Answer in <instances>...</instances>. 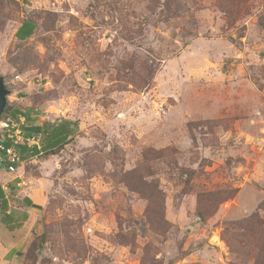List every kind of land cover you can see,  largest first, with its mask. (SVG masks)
<instances>
[{
	"label": "rangeland",
	"instance_id": "374dc122",
	"mask_svg": "<svg viewBox=\"0 0 264 264\" xmlns=\"http://www.w3.org/2000/svg\"><path fill=\"white\" fill-rule=\"evenodd\" d=\"M0 76L78 123L0 162V264H264V0H0Z\"/></svg>",
	"mask_w": 264,
	"mask_h": 264
},
{
	"label": "trees",
	"instance_id": "16d2710c",
	"mask_svg": "<svg viewBox=\"0 0 264 264\" xmlns=\"http://www.w3.org/2000/svg\"><path fill=\"white\" fill-rule=\"evenodd\" d=\"M34 24L31 22L27 26L26 35L21 36L16 33V38L19 40H24L29 37L34 32ZM7 107L5 108L3 118L8 120H18L19 117H24V122L22 125L23 131L25 134H31L35 136H40L38 145H30L29 143H21L17 145V150L20 154V161L25 160L27 158H31L37 156L41 153H45L48 151H53L56 148L61 147L66 143V141L73 137L78 130V123L69 119H59L52 122L44 121L40 125L34 123V120L31 118V114L33 111L27 110L24 112L19 111L16 108L10 109L9 114L7 115ZM20 163V162H19ZM17 164V166L19 165ZM11 189V187H9ZM23 201L27 207L31 205V200L27 197L23 198ZM8 197L6 192L3 190L0 185V205L6 210L7 208ZM27 218V214L24 215ZM199 218H203L202 215L199 214ZM3 223L6 225L8 230H13L14 228L20 226L19 223L14 222L8 215H3L2 217Z\"/></svg>",
	"mask_w": 264,
	"mask_h": 264
},
{
	"label": "built area",
	"instance_id": "2783aa9c",
	"mask_svg": "<svg viewBox=\"0 0 264 264\" xmlns=\"http://www.w3.org/2000/svg\"><path fill=\"white\" fill-rule=\"evenodd\" d=\"M23 122V116L18 120H8L2 116L0 120V162H4V169L9 173L14 172L20 162L17 145L21 143L39 144L40 136L24 133Z\"/></svg>",
	"mask_w": 264,
	"mask_h": 264
},
{
	"label": "crops",
	"instance_id": "0c3cea01",
	"mask_svg": "<svg viewBox=\"0 0 264 264\" xmlns=\"http://www.w3.org/2000/svg\"><path fill=\"white\" fill-rule=\"evenodd\" d=\"M16 1H20L21 4L27 6V8L31 10L32 8H36L37 6L41 5L43 2L48 1V0H16ZM31 22L34 24V22H33L32 20H24V21L20 22V24H19V25L17 26V28L14 30V35H16L17 32H18L17 34H20L21 36L26 35V32H27L26 27H27ZM34 26H35V25H34ZM34 30H35V28H34ZM31 35H32V34H31ZM31 35H30L29 37H31ZM15 37H16V36H15ZM29 37H27V38H29ZM27 38H25V39H27ZM26 197H27V196H26ZM27 198H29V197H27ZM30 198H31V197H30ZM30 198H29V199H30ZM30 200H31V204H33L32 199H30ZM7 203H8V202H7ZM199 264H201V263H199Z\"/></svg>",
	"mask_w": 264,
	"mask_h": 264
},
{
	"label": "water",
	"instance_id": "95a60500",
	"mask_svg": "<svg viewBox=\"0 0 264 264\" xmlns=\"http://www.w3.org/2000/svg\"><path fill=\"white\" fill-rule=\"evenodd\" d=\"M10 92L11 91L5 86L3 77L0 76V120L6 107L7 95L10 94Z\"/></svg>",
	"mask_w": 264,
	"mask_h": 264
}]
</instances>
